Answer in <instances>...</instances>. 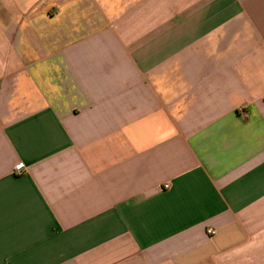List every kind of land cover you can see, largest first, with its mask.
I'll use <instances>...</instances> for the list:
<instances>
[{"label": "crops", "instance_id": "crops-1", "mask_svg": "<svg viewBox=\"0 0 264 264\" xmlns=\"http://www.w3.org/2000/svg\"><path fill=\"white\" fill-rule=\"evenodd\" d=\"M0 264H264V0H0Z\"/></svg>", "mask_w": 264, "mask_h": 264}, {"label": "built area", "instance_id": "built-area-1", "mask_svg": "<svg viewBox=\"0 0 264 264\" xmlns=\"http://www.w3.org/2000/svg\"><path fill=\"white\" fill-rule=\"evenodd\" d=\"M22 168H23V165H22V164H19V165L16 167V171H17V172H20V171L22 170ZM208 234H210V235H214L215 232L212 231V230H208Z\"/></svg>", "mask_w": 264, "mask_h": 264}]
</instances>
